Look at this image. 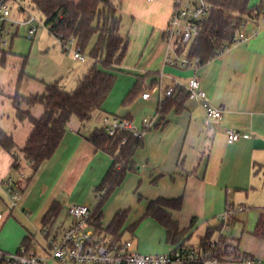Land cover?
I'll return each mask as SVG.
<instances>
[{"label":"crops","instance_id":"obj_1","mask_svg":"<svg viewBox=\"0 0 264 264\" xmlns=\"http://www.w3.org/2000/svg\"><path fill=\"white\" fill-rule=\"evenodd\" d=\"M261 2L251 0V6ZM170 18L164 29L137 21L139 27L134 25L119 68L132 70L135 79L113 89L103 111L94 114L93 126L73 117L55 155L37 172L22 153L34 128L29 121L18 119L16 98L42 96L46 86L55 83L72 93L93 65L87 73H76L73 61L78 60L68 58L57 43L59 46L42 56L43 65L34 75L22 70L0 77V130L17 146L13 153L0 146V191L9 199L3 182L11 179L19 196L16 208L10 210L9 205L0 212L1 250L16 253L25 241L34 248L38 233L42 235L46 229L55 233L61 217L70 218V205L91 206L94 196L97 206V188L114 159L88 139L100 131L104 117L115 116L139 128L149 121L152 128L135 152L134 171L103 208L104 228L118 213L127 212L123 241H131L133 250L145 255L166 254L181 245L204 248L207 232L221 228L212 241L225 236L238 256L264 264V241L253 235L264 215V17L242 27L246 41L231 45L197 72L166 64L165 32ZM22 62L25 66L26 60ZM193 78L200 80L213 105L224 106L222 119L210 120L202 104L189 99L180 111L174 107L165 115L158 113L164 92L176 83L187 86ZM148 90L151 97L143 99ZM132 92L134 96L126 101ZM19 102L21 110L35 118L45 113L42 105ZM228 130L241 134L240 140L230 143ZM159 200L181 201L180 210L165 209L177 223L180 238L170 237L156 219L144 217L149 205ZM55 203L61 207L60 215L46 226L44 218ZM228 209L236 213L229 230H223L222 216ZM136 223L134 232L129 231Z\"/></svg>","mask_w":264,"mask_h":264},{"label":"trees","instance_id":"obj_2","mask_svg":"<svg viewBox=\"0 0 264 264\" xmlns=\"http://www.w3.org/2000/svg\"><path fill=\"white\" fill-rule=\"evenodd\" d=\"M34 4L43 14L50 33L55 37L62 34L66 40L74 38L82 53L92 38L97 37L91 52L94 64L74 92H67L55 83L47 85L46 93L42 96L24 98L30 107L36 105L44 107L45 113L41 118H35L29 111L21 110L18 100L20 97L16 98L18 119L29 121L34 128L22 153L32 163L34 172H37L55 155L73 117L86 123L94 114L103 111L104 104L115 87L117 81L115 73L124 62L129 42L121 36V17L118 15L114 0H34ZM263 17L264 0L256 6H251V0H212L209 19L200 35L188 46V56L198 58L201 66L206 65L231 47L237 30H241L247 22L259 21ZM8 54L5 49H0L2 63ZM99 64L103 70L99 69ZM133 94L132 92L126 101L129 102ZM187 99L189 97L185 90H176L172 97L160 104L158 113L165 115L174 107L180 111ZM88 141L114 159L112 168L97 188L101 198L93 210L91 225L111 243H120L123 241L128 214L118 213L109 226L104 228L103 208L116 189L123 184L127 174L134 171L133 157L142 146L143 140L125 131H119L112 137L107 131L100 130ZM0 146L9 153H13L17 147L14 139L2 130ZM180 208V200H159L149 205L144 217L156 219L168 230L170 237L180 238L182 235H179L177 223L165 210ZM60 212L61 207L53 204L44 218L45 225L54 223ZM137 225V223L132 225L128 230L134 232ZM219 230L215 228L209 230L202 240V246L208 247L212 243V235ZM253 235L264 241V215L260 218ZM24 244L30 245V241H25ZM230 246L228 238L221 236L220 250L225 252Z\"/></svg>","mask_w":264,"mask_h":264},{"label":"built area","instance_id":"obj_3","mask_svg":"<svg viewBox=\"0 0 264 264\" xmlns=\"http://www.w3.org/2000/svg\"><path fill=\"white\" fill-rule=\"evenodd\" d=\"M6 2L7 0H0V49H4L9 44L8 39L4 38L6 24L10 25L11 23V26L15 28L29 27L28 38L31 40L40 29V26H35L37 19L34 16H29L22 22L11 20L10 8ZM211 9L212 0H174L171 18L165 32V41L168 46L167 65L198 71L201 67L200 60L189 57L186 49L200 35L209 19ZM56 38L66 52L70 51V46L76 47L73 52L75 60L86 61L74 38L66 40L62 34L57 35ZM246 39L243 30H237L232 45L244 42ZM179 89L187 92L189 100L200 102L210 120L222 119L224 106H215L208 100L198 78H193L187 86L176 83L174 87L164 92V100L172 97ZM142 97L149 99L151 97L150 90L146 91ZM151 128L152 124L149 121H145L143 127L139 128L128 119L106 116L100 130L107 131L112 137L119 131H125L143 139ZM227 135L230 143H235L241 138V134L233 130H228ZM3 186L11 201L10 210L16 208L19 196L12 187V180L4 181ZM100 198L101 194H98L97 200L99 201ZM235 213L231 209L224 213L222 216L223 230H229L232 216ZM67 214L72 220L69 227L55 233H51L47 229L42 231L47 242L48 254L46 256H40L33 247L23 244L16 253L0 249V264H52L53 262L55 264H262L238 256L233 248H229L225 252L221 251L219 241H212L208 247L204 248L181 245L166 254H140L133 250L131 241L111 243L98 233L91 225L93 214L91 206L70 205L67 208ZM2 218L3 214H0V221Z\"/></svg>","mask_w":264,"mask_h":264},{"label":"rangeland","instance_id":"obj_4","mask_svg":"<svg viewBox=\"0 0 264 264\" xmlns=\"http://www.w3.org/2000/svg\"><path fill=\"white\" fill-rule=\"evenodd\" d=\"M173 2L174 0H114L118 15L121 17V36L125 40H129L131 35L135 32L136 27H134V25H136L137 21L147 23L157 29H164L172 14ZM6 5L10 8L11 20L22 22L29 16H34L37 19L35 26H40V29L33 40H31L28 38L29 27L22 26L15 28L11 26V23L10 25H5L6 32L4 38L8 39L9 44L4 49L9 54L3 63L0 61V77L4 79L8 73L9 75L11 72L13 74H19L22 70L26 74L32 73L34 75L43 65L42 56H45L49 50L53 51L60 43L50 34L49 27L45 25L46 20L43 14L36 8L34 0H7ZM136 26L139 27V25ZM96 41L97 37L94 36L82 53L86 58L84 63L73 61V69L76 67V73L77 71L82 74L83 72L87 73L89 67L93 65L94 61L91 57V52ZM60 48L63 49L64 54L72 60L73 52L76 47L70 46V51L67 52L61 45ZM186 52H189V47L186 49ZM53 54L54 53H52V55ZM20 58L22 61L26 60L25 66L24 63L19 60ZM73 60L75 59L73 58ZM75 62H78V65H76ZM98 67L100 70H103L101 64H99ZM115 74L117 76V81L114 90H118L120 87L129 84L135 79V73L132 70H127L124 66L122 69L116 71ZM72 77L74 78L75 74ZM81 77L82 76H79L77 79L79 80ZM70 84H72V81L69 82L67 86L69 91L72 89ZM18 100L23 101L24 99L19 98ZM24 102L26 101L24 100ZM89 122L92 123L91 125L93 126L95 119H91ZM19 187H21V185H19ZM90 204L92 208H95L94 196H92ZM9 205H11V201L0 191V212H4L5 208ZM11 214H13V211ZM60 224L54 232H56L57 229L64 230L69 227L72 224L71 218H66L65 216L61 217ZM34 248L40 256H46L48 254L47 242L40 233H38ZM52 264L55 263L53 262Z\"/></svg>","mask_w":264,"mask_h":264}]
</instances>
